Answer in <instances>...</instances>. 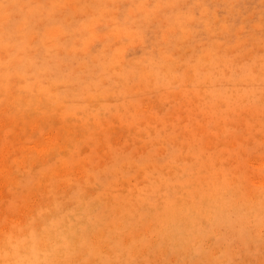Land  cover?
I'll list each match as a JSON object with an SVG mask.
<instances>
[{
  "label": "rangeland",
  "instance_id": "1",
  "mask_svg": "<svg viewBox=\"0 0 264 264\" xmlns=\"http://www.w3.org/2000/svg\"><path fill=\"white\" fill-rule=\"evenodd\" d=\"M1 61L2 254L264 264V0H0Z\"/></svg>",
  "mask_w": 264,
  "mask_h": 264
},
{
  "label": "bare ground",
  "instance_id": "2",
  "mask_svg": "<svg viewBox=\"0 0 264 264\" xmlns=\"http://www.w3.org/2000/svg\"><path fill=\"white\" fill-rule=\"evenodd\" d=\"M167 10V9H166ZM176 22V21H175ZM82 26V25H81ZM54 31V30H53ZM53 33V32H52ZM220 33V32H219ZM56 34H58L57 33V31H56ZM117 36V35H116ZM118 37V36H117ZM116 39V38H115ZM94 43V42H93ZM117 43H119L118 41H117ZM117 43H115V44H117ZM112 46V45H111ZM33 53V52H32ZM2 54V53H1ZM18 55H21V52H20V54H18ZM4 58V57H3ZM207 59V58H206ZM18 60V59H17ZM17 62L18 61H16V64H17ZM121 63H123V61H121ZM16 64L14 63V62H3V61H1L0 62V86H2V88H0L1 89V91L2 92H6V94L4 95V96H6V97H8L9 98V96H8V90L6 89V85H3V84H10V85H12V88L14 89V96L12 97V98H16V97H23V95H25L26 93H28L29 91H32V90H36V89H41V91H44L45 89L42 87V86H39L38 85V83L31 89L30 88V86H29V84H27V82L26 83H24V82H22V80L21 79H18V77H13V78H15L11 83H10V81H9V79H8V75H7V69L8 70H11V69H13V68H15L16 67ZM118 66V65H117ZM30 70V69H29ZM229 73V72H228ZM262 75H264V73L262 74ZM16 76V75H15ZM18 76V75H17ZM168 76V75H167ZM166 76V77H167ZM230 76V75H229ZM11 77V76H10ZM9 77V78H10ZM20 77V76H19ZM155 77V76H154ZM245 77H247V75L246 76H244V79H245ZM168 79V78H167ZM246 79H248V78H246ZM237 80V79H236ZM105 80H103V82H104ZM117 81H119V80H117ZM217 81V80H216ZM241 81V80H240ZM102 82V83H103ZM106 82V81H105ZM247 82V81H246ZM101 83V84H102ZM235 83V82H234ZM244 83V82H243ZM119 84H122V82L120 83L119 82ZM236 84V83H235ZM245 84H247V83H245ZM62 85V84H61ZM60 85V86H61ZM77 85V84H76ZM237 85V84H236ZM235 85V86H236ZM249 85H250V83H249ZM248 85V86H249ZM252 85V84H251ZM63 86V85H62ZM231 86V85H230ZM243 86H245V85H243ZM247 86V85H246ZM247 86V87H248ZM218 87V86H217ZM246 87V88H247ZM92 88V87H91ZM119 88V87H118ZM243 88H245V87H243ZM51 89H53V90H55L54 88H51ZM122 89V88H121ZM231 89H232V87H231ZM52 90V91H53ZM108 90H109V88H108ZM227 90H229V88L227 89ZM118 91V90H117ZM121 91V90H120ZM233 92H237V91H234V90H232ZM239 91V90H238ZM106 92V91H105ZM119 92V91H118ZM251 92H253V91H251ZM44 93H45V95H47L48 96V98L50 99V98H52V97H54V98H56L55 97V95H54V93H52L51 91H49V90H45L44 91ZM123 93V92H122ZM236 94V93H235ZM244 94V93H243ZM246 94H249L248 93V90H247V92H246ZM232 95V94H231ZM233 96H235V95H233ZM244 97H245V95H244ZM246 98H248V96L246 97ZM249 98H251V96L249 95ZM59 103V102H58ZM63 106V105H62ZM83 107V106H82ZM89 109V108H88ZM82 110V109H81ZM85 111V110H84ZM76 112V111H75ZM81 112H83V111H81ZM80 113V112H79ZM87 114V113H86ZM80 115V114H79ZM76 117V116H75ZM9 160H11V159H9ZM12 161H14L13 159H12ZM15 166H16V163L14 164ZM0 171H4V167L2 166V167H0ZM2 174L4 173V172H1ZM5 174V176H6V173H4ZM6 178H7V176H6ZM203 197L204 196H202V195H200L199 197H197V198H195V199H190V198H187L185 201H184V203L183 204H181V205H179L178 207H176V209H174L173 211H168L167 212V214H168V216H169V219H174V217L175 216H177V218H178V221H180V220H182V219H186L187 218V214H190V212L191 211H195V212H201V213H203V216H204V218L208 221L209 219L211 220L212 219V217H216V216H218V215H220V216H222V217H225L226 216V214H224V213H226V212H224V211H221V210H218L220 207H218V209H217V205H213V204H211V203H208L207 202V200L205 201L204 199H203ZM157 198V197H156ZM166 198V197H165ZM164 198V199H165ZM168 199V198H167ZM167 199H165V200H167ZM157 200V199H156ZM156 204V203H155ZM98 205V204H97ZM97 205H96V207H97ZM61 210V209H60ZM99 215V214H98ZM94 217V216H93ZM95 217H96V215H95ZM53 218H54V216H53ZM177 218L176 219H174V220H172V222L173 223H175L176 222V220H177ZM50 219V218H49ZM48 219V220H49ZM56 219H58V218H56ZM48 220L46 221V222H48ZM60 220V219H59ZM58 220V221H59ZM93 220V219H92ZM98 221V220H97ZM45 222V223H46ZM57 222V221H56ZM101 223V222H100ZM99 223V224H100ZM48 224H49V222H48ZM51 225H53L52 223H51V221H50V225H48V226H50V227H52ZM187 241V238H184V242H186ZM192 243V242H191ZM57 247H58V241L57 240H55V242H52V243H50V245H49V247L48 248H36L35 249V254L33 255V256H30L29 258L28 257H25V258H23L22 257V254H21V251H20V247L18 246V245H16V244H14V245H12V247L11 248H9L7 251H6V253H5V255L4 254H2L1 252H0V264H16V263H20V264H53V262L50 260L52 257H51V255H50V253L48 252V251H56L57 250ZM175 249V248H174ZM55 256H56V253H55ZM45 258V261L43 262V259Z\"/></svg>",
  "mask_w": 264,
  "mask_h": 264
}]
</instances>
